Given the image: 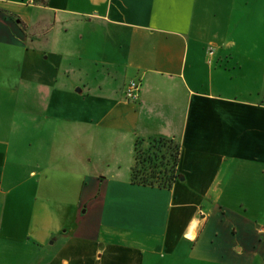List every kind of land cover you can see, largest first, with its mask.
<instances>
[{
    "label": "crops",
    "instance_id": "0c3cea01",
    "mask_svg": "<svg viewBox=\"0 0 264 264\" xmlns=\"http://www.w3.org/2000/svg\"><path fill=\"white\" fill-rule=\"evenodd\" d=\"M251 18L241 0H0V264L15 246L34 264H264V83L227 82L228 32ZM138 137L179 144L170 188L131 182Z\"/></svg>",
    "mask_w": 264,
    "mask_h": 264
},
{
    "label": "rangeland",
    "instance_id": "374dc122",
    "mask_svg": "<svg viewBox=\"0 0 264 264\" xmlns=\"http://www.w3.org/2000/svg\"><path fill=\"white\" fill-rule=\"evenodd\" d=\"M232 10V9H231ZM241 10L245 14L247 12L252 13L251 24L254 21V27L250 25L241 26L239 32H228V39H234L237 42L236 47L232 49L233 59L228 60L229 68L232 72H228L227 82L233 86L235 92H253L256 91L259 86L264 83V47L262 42H258V30L257 24L259 14L258 0H241ZM238 7H233V24L240 19L238 16ZM255 15V16H253ZM243 27V28H242ZM246 35L243 38V35ZM247 40V41H246ZM212 54L214 48H210ZM209 49V50H210ZM220 64H223L220 61ZM223 67V66H222ZM238 198L243 197V193L236 192ZM14 248V249H13ZM15 250L14 254L10 256L12 264H34L38 261L39 257L35 256L34 251L30 247H12ZM2 256V254L0 255ZM143 264H212L206 262H198L194 259H185L184 255H170L161 254L160 251H156L153 254L149 252L144 253Z\"/></svg>",
    "mask_w": 264,
    "mask_h": 264
},
{
    "label": "trees",
    "instance_id": "16d2710c",
    "mask_svg": "<svg viewBox=\"0 0 264 264\" xmlns=\"http://www.w3.org/2000/svg\"><path fill=\"white\" fill-rule=\"evenodd\" d=\"M180 146L165 137H138L134 142L132 183L170 188L182 178L179 171Z\"/></svg>",
    "mask_w": 264,
    "mask_h": 264
},
{
    "label": "built area",
    "instance_id": "2783aa9c",
    "mask_svg": "<svg viewBox=\"0 0 264 264\" xmlns=\"http://www.w3.org/2000/svg\"><path fill=\"white\" fill-rule=\"evenodd\" d=\"M209 53L212 54V50H209ZM141 89L140 80H131L125 88V98L127 100L136 101L139 98V93Z\"/></svg>",
    "mask_w": 264,
    "mask_h": 264
}]
</instances>
